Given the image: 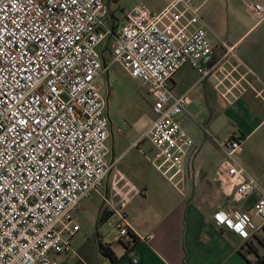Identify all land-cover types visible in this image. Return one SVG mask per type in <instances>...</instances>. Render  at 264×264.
Masks as SVG:
<instances>
[{
  "label": "built area",
  "instance_id": "1",
  "mask_svg": "<svg viewBox=\"0 0 264 264\" xmlns=\"http://www.w3.org/2000/svg\"><path fill=\"white\" fill-rule=\"evenodd\" d=\"M110 1L0 0V264H60L61 254L77 256L74 212L90 191L99 190L118 159L106 160L110 133L118 128L96 86L111 64L144 84L151 99L153 120L129 148L148 144L146 160L172 182L176 175L192 174L197 152L177 120L190 102L172 89L177 70L188 64L202 78L219 70L223 90L218 92L225 102L253 84L248 72L228 61L232 47L209 40L191 0H171L159 10L140 2L121 23ZM251 11L264 18L262 3H253ZM243 140L232 136L220 142L223 159L215 179L230 203L253 198L251 207L217 210L213 219L233 231L216 214L223 211L234 223L247 217L246 235L235 232L249 237L264 226V183L239 161ZM114 171L110 188L119 202L114 206L101 194L116 217L114 239L123 246L133 239L149 243L154 234L140 235L122 211L134 187ZM120 182L128 186L123 192Z\"/></svg>",
  "mask_w": 264,
  "mask_h": 264
},
{
  "label": "crops",
  "instance_id": "2",
  "mask_svg": "<svg viewBox=\"0 0 264 264\" xmlns=\"http://www.w3.org/2000/svg\"><path fill=\"white\" fill-rule=\"evenodd\" d=\"M208 1L191 0L207 25L209 40L214 44L222 40L232 47L228 61L239 64L238 71L248 72L253 84L238 98L229 97L225 102L218 92L223 90L217 84L222 77L220 71L202 78L188 64L177 70L171 84L175 94L185 95L190 100L186 112L180 116L181 123L188 119L185 113L193 101L190 95L203 100L211 116L216 115L222 121L223 128L216 132L209 131L205 125L202 127L204 141L208 142L204 146L208 149L216 145L217 157L207 161L198 148L199 143L190 136L197 150L192 174H179L174 182L166 181L161 175L151 176L152 179L147 175L139 176L134 181L117 169L128 185L134 187L122 207L127 221L140 235L154 234L149 243L137 240L129 252L115 239L109 243L106 236L107 228L116 229L113 225L116 217L103 205L101 194L108 195L114 206L119 202L110 188L114 179L110 172L99 190L90 191L74 212L73 224L78 231L73 236V246L77 256L61 254L60 264H88V254L94 249L100 258L98 264H113L99 252V244L107 242L117 257L115 264H264L257 261L260 257L264 259V226L244 237L234 230L218 227L213 219L217 210L227 212L233 208L230 202L223 201L227 198L220 193L215 179L216 168L223 159L220 142L232 136L242 137L237 154L239 161L264 183V18L255 17L251 11L253 3L264 5V0H215L214 7H207ZM222 13L226 26L225 31L219 33ZM218 52L219 49L214 52V63ZM224 66L229 68L226 63ZM142 147L149 149L146 143H142ZM122 184H119L121 192L128 188ZM252 201L250 198L238 207L247 209ZM134 257L137 258L135 263Z\"/></svg>",
  "mask_w": 264,
  "mask_h": 264
},
{
  "label": "rangeland",
  "instance_id": "3",
  "mask_svg": "<svg viewBox=\"0 0 264 264\" xmlns=\"http://www.w3.org/2000/svg\"><path fill=\"white\" fill-rule=\"evenodd\" d=\"M168 1L169 0H112L109 4V8L116 17L115 19L121 23L124 13L135 4L143 2L146 3V6L150 9H160L163 5L167 4ZM207 4V7H214L216 6V1L209 0ZM225 21L226 17L222 13V15H220V20L218 21L219 33L225 31ZM106 44L107 39L100 45L99 50L102 51L105 49ZM104 60L106 63L110 62V57L107 52H105ZM96 86L98 91L104 97L109 99V113L112 123L114 127L118 128V132L115 129L113 133V142L112 139L108 141L111 149L113 145L114 155L111 151L106 157V160L110 162L112 160L111 157H117L118 159L115 164V169L122 170L130 178H133L134 181H136L135 179L139 176L143 177L145 175L150 176L151 179V176L156 177L157 175V177H161L157 169L146 160L144 152L146 155L150 154H148L145 148L142 147L141 150L137 148L128 149L131 142L140 137L144 129L149 125L154 117L147 87L137 79L130 78L125 71L114 64H111L108 71L101 75L100 79H98L96 83ZM190 96L193 101L191 105L188 106L187 113H185L186 118H188L187 122H180V116L182 114L177 117V120L185 127L184 129L189 136H191L196 143H199L198 148H201L203 157L207 161L215 159L218 154V149L216 145H212L208 147V149L204 146L208 142L204 141L202 127L205 125L207 129L209 128V131L216 132L223 128L222 121L216 115L211 116V112L203 100L194 99L193 95ZM114 170L111 172L112 175H114ZM170 174H173V170L166 173V176H169ZM154 178L153 180H155ZM176 178L177 175L173 178V182ZM223 201L229 202V200L225 198ZM230 204H232L233 208H237L241 205V203L233 202ZM107 232L106 236L108 242H114V237L118 234V230L114 228H107ZM74 240H76V237H74ZM98 260H100V258H98V254L95 249L91 252V254H88V258L86 259L88 264H98Z\"/></svg>",
  "mask_w": 264,
  "mask_h": 264
},
{
  "label": "clouds",
  "instance_id": "4",
  "mask_svg": "<svg viewBox=\"0 0 264 264\" xmlns=\"http://www.w3.org/2000/svg\"><path fill=\"white\" fill-rule=\"evenodd\" d=\"M216 219L220 223H227L229 228L240 233L241 235H246L244 229L247 224V217H238L237 221L234 223L232 219L228 218L227 214L223 211L216 214Z\"/></svg>",
  "mask_w": 264,
  "mask_h": 264
},
{
  "label": "trees",
  "instance_id": "5",
  "mask_svg": "<svg viewBox=\"0 0 264 264\" xmlns=\"http://www.w3.org/2000/svg\"><path fill=\"white\" fill-rule=\"evenodd\" d=\"M107 216V215H106ZM104 217L99 218V221L103 220ZM136 240L133 239L130 243H128V246H124L125 251L129 252L131 248H133V246L135 245ZM110 246L108 243H100L99 244V252L102 256L108 257L109 260L115 264L117 262V257L113 254V252L110 250ZM258 262H262L264 263V259L262 257H260L258 260Z\"/></svg>",
  "mask_w": 264,
  "mask_h": 264
},
{
  "label": "flooded vegetation",
  "instance_id": "6",
  "mask_svg": "<svg viewBox=\"0 0 264 264\" xmlns=\"http://www.w3.org/2000/svg\"><path fill=\"white\" fill-rule=\"evenodd\" d=\"M105 99H106V102H107V105H108V106H107V109H108L107 112H108V114L110 115V113H109V110H110L109 99H108L107 97H105ZM110 118H111V116H110ZM110 139H112V141L114 140V139H113V134H112V132L110 133V138H109V140H110Z\"/></svg>",
  "mask_w": 264,
  "mask_h": 264
},
{
  "label": "water",
  "instance_id": "7",
  "mask_svg": "<svg viewBox=\"0 0 264 264\" xmlns=\"http://www.w3.org/2000/svg\"><path fill=\"white\" fill-rule=\"evenodd\" d=\"M112 154H113V145H112Z\"/></svg>",
  "mask_w": 264,
  "mask_h": 264
},
{
  "label": "snow or ice",
  "instance_id": "8",
  "mask_svg": "<svg viewBox=\"0 0 264 264\" xmlns=\"http://www.w3.org/2000/svg\"><path fill=\"white\" fill-rule=\"evenodd\" d=\"M24 123H27V121H25Z\"/></svg>",
  "mask_w": 264,
  "mask_h": 264
}]
</instances>
